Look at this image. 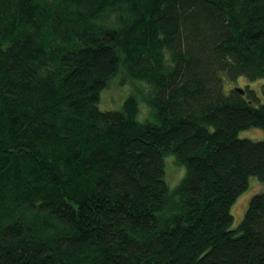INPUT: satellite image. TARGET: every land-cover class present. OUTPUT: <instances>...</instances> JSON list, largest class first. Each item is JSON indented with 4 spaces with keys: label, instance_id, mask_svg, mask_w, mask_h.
<instances>
[{
    "label": "trees",
    "instance_id": "1",
    "mask_svg": "<svg viewBox=\"0 0 264 264\" xmlns=\"http://www.w3.org/2000/svg\"><path fill=\"white\" fill-rule=\"evenodd\" d=\"M239 78H264V0H0V264H264L263 187L232 226L264 185Z\"/></svg>",
    "mask_w": 264,
    "mask_h": 264
},
{
    "label": "rangeland",
    "instance_id": "2",
    "mask_svg": "<svg viewBox=\"0 0 264 264\" xmlns=\"http://www.w3.org/2000/svg\"><path fill=\"white\" fill-rule=\"evenodd\" d=\"M116 80V82L112 83L107 90L105 91V93L103 94L101 103L102 105L99 106L101 110H118L122 103L123 100L127 97V95H129L130 93L126 94L125 90H123L119 84V82L121 83L122 79L124 78L123 75L121 74H117L113 80ZM239 85L242 86H248L250 89L256 90L259 92L258 96L261 98L262 101H264V96L261 93V89L260 86L262 83H264V78L257 80V81H253V82H246L243 79L239 78L237 80ZM255 83H258L259 86L256 89L257 85H255ZM228 82L226 81L224 83V89L227 91L228 89ZM133 85H135L139 90L140 93L138 94L139 97L142 98V95H145V90L147 88L146 84L142 81H136L133 82ZM238 86V85H236ZM104 92V90H103ZM102 92V93H103ZM131 92V91H130ZM102 95V94H101ZM140 104L142 106V101H140ZM105 107H112V108H104ZM143 107V106H142ZM144 116H147L146 114V110H143ZM139 120H142L140 117H137ZM255 130V131H253ZM258 129H247L245 131H241L239 133V137L242 138H249V139H254V140H260L264 138V132L262 130H258ZM257 136V137H256ZM261 136V137H259ZM164 163L166 164V178L167 180H165L166 184L169 187L174 186L175 184L178 183V181L182 178V176L184 175V167L181 165H176L174 163V158L173 156L169 155L166 156V158L164 159ZM249 183V187L247 188V190H245L244 193H242L237 200L235 201V203L233 204V206L231 207V214L233 215V222H232V226L234 227L242 218L243 213L245 211V208L247 206V203L249 201V199L251 198L252 195H254L255 193L259 192L262 187L264 188V185H262L261 183L258 182V179L256 177H251L248 181Z\"/></svg>",
    "mask_w": 264,
    "mask_h": 264
},
{
    "label": "water",
    "instance_id": "3",
    "mask_svg": "<svg viewBox=\"0 0 264 264\" xmlns=\"http://www.w3.org/2000/svg\"><path fill=\"white\" fill-rule=\"evenodd\" d=\"M238 91H240L242 93V90L241 89H238Z\"/></svg>",
    "mask_w": 264,
    "mask_h": 264
}]
</instances>
